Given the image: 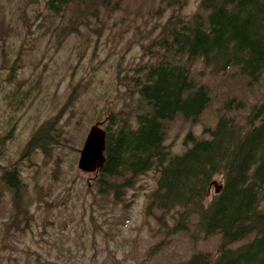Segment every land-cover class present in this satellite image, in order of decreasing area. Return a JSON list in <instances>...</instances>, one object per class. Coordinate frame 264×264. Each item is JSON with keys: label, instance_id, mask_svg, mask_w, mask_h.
Wrapping results in <instances>:
<instances>
[{"label": "rangeland", "instance_id": "obj_1", "mask_svg": "<svg viewBox=\"0 0 264 264\" xmlns=\"http://www.w3.org/2000/svg\"><path fill=\"white\" fill-rule=\"evenodd\" d=\"M47 4L0 0V180L18 169L30 206L29 225L20 218L13 226V193L0 181V264H186L197 253L216 256L220 235L206 237L196 219L189 231L172 233L171 215L160 220L150 208L157 173L136 177L117 199L99 193L98 172L78 167L93 126L105 130L111 112H138L132 79L156 63L148 48L171 17L194 15L199 0H88L64 16ZM71 20L87 21L76 33ZM189 69L212 101L196 123L181 115L167 123L176 154L191 146L189 135L208 138L223 114L245 125L264 101V77L253 86L237 69L215 74L202 59ZM230 100L244 108L226 111ZM50 122L53 144L31 146Z\"/></svg>", "mask_w": 264, "mask_h": 264}, {"label": "trees", "instance_id": "obj_2", "mask_svg": "<svg viewBox=\"0 0 264 264\" xmlns=\"http://www.w3.org/2000/svg\"><path fill=\"white\" fill-rule=\"evenodd\" d=\"M87 2L48 0L47 5L64 16L70 6ZM86 21L71 20L76 33ZM161 35L148 48L156 63L132 79L140 96L138 112L134 117L111 112L107 118L98 191L121 199L136 177L155 172L159 177L150 208L162 212L160 220L171 215L172 233L189 231L196 219L200 233L221 236L216 256L197 253L186 264H264V101L251 108L245 125L223 114L214 129L206 130L208 138L189 135L191 146L181 154L166 144L168 122L181 115L196 123L212 101L211 89L192 77V61L202 59L215 74L235 68L253 86L262 80L264 0H199L194 15L171 17ZM234 107L244 105L230 100L224 109ZM51 123L36 134L31 146L47 148L50 140L53 144L47 136ZM217 178L223 185L212 197ZM0 181L13 193V226L20 218L29 225L30 206L20 171L4 170Z\"/></svg>", "mask_w": 264, "mask_h": 264}, {"label": "water", "instance_id": "obj_3", "mask_svg": "<svg viewBox=\"0 0 264 264\" xmlns=\"http://www.w3.org/2000/svg\"><path fill=\"white\" fill-rule=\"evenodd\" d=\"M106 131L100 126H93L85 141L79 160V169L87 174L99 172L105 163ZM216 194L220 192V185L214 183Z\"/></svg>", "mask_w": 264, "mask_h": 264}]
</instances>
